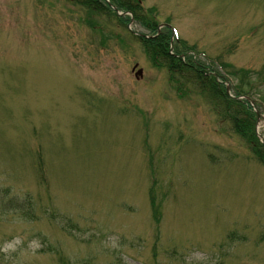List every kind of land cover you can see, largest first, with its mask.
Returning a JSON list of instances; mask_svg holds the SVG:
<instances>
[{
  "label": "rangeland",
  "instance_id": "obj_1",
  "mask_svg": "<svg viewBox=\"0 0 264 264\" xmlns=\"http://www.w3.org/2000/svg\"><path fill=\"white\" fill-rule=\"evenodd\" d=\"M142 1L0 0V264H264V0Z\"/></svg>",
  "mask_w": 264,
  "mask_h": 264
},
{
  "label": "trees",
  "instance_id": "obj_2",
  "mask_svg": "<svg viewBox=\"0 0 264 264\" xmlns=\"http://www.w3.org/2000/svg\"><path fill=\"white\" fill-rule=\"evenodd\" d=\"M137 9H138V10H141L139 7H138ZM139 19L142 20L143 22H145V23H146L147 25H149V26L153 25V24H149V22L146 21V20H147L146 17L140 16ZM153 26H154V25H153ZM161 46H162V47H161ZM159 47H160V49H161V48H163L164 46H163L162 43H160V44H159ZM198 81H199L200 83H202V84H200V85H203L204 82H201L202 79L199 78ZM194 84H196V83H194ZM196 85H199V84H196ZM219 87H220V86H219ZM220 89H221V87H220ZM241 89H243V88L241 87ZM220 92L222 93L221 96H223V90H222V89L220 90ZM224 96H225V95H224ZM221 104L224 105V107L226 108L225 113L228 112V111H230V110H236L238 113L243 112V114H245V118H249V120H246V122L243 123V127H244V129H245V134L248 135V134L250 133L251 135H254V132H253V124H252L253 116H252V114L250 113V111L248 110V108H246L243 104L235 103V102L229 100L226 96H225V102H222V101H221ZM227 117H229V115H228ZM232 125H233V126H236L235 123H232ZM233 128L235 129V132L238 131V130L236 129V127H233ZM260 149H261V148H260ZM261 152H262L261 154L264 155V152H263V151H261ZM259 161L263 163V162H264V158H261V159H260V157H259Z\"/></svg>",
  "mask_w": 264,
  "mask_h": 264
},
{
  "label": "bare ground",
  "instance_id": "obj_3",
  "mask_svg": "<svg viewBox=\"0 0 264 264\" xmlns=\"http://www.w3.org/2000/svg\"><path fill=\"white\" fill-rule=\"evenodd\" d=\"M179 42H180V40H179ZM182 45H184V43L182 44ZM158 56H161V54H159L158 53ZM165 56H166V58H167V60H169L173 65H174V54H171V55H169V54H165ZM177 59H178V57H177ZM184 58H181V59H179V60H176V61H178L179 63V65H178V69H182V73H185V72H188V70L189 69H191L192 68V65L191 64H186L185 62H183L182 64H181V61L183 60ZM197 66V65H196ZM194 68V67H193ZM203 69H205V72H203L204 74L203 75H207V73H209V71H207L208 70V67H203ZM200 70H202L201 68H198V67H195V71H196V73H200L201 71ZM238 119V121L239 120H242V123H245L246 122V120H249V118H245V116H244V119L243 118H241V116H239V113L238 112H236V114H235V116H234V119H233V121H234V123L236 122V120Z\"/></svg>",
  "mask_w": 264,
  "mask_h": 264
},
{
  "label": "water",
  "instance_id": "obj_4",
  "mask_svg": "<svg viewBox=\"0 0 264 264\" xmlns=\"http://www.w3.org/2000/svg\"><path fill=\"white\" fill-rule=\"evenodd\" d=\"M141 72H139V74H140Z\"/></svg>",
  "mask_w": 264,
  "mask_h": 264
}]
</instances>
